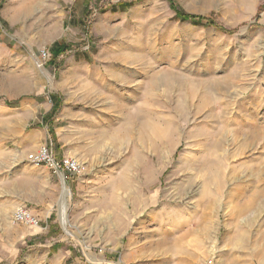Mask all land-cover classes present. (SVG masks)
Instances as JSON below:
<instances>
[{
	"label": "rangeland",
	"instance_id": "1",
	"mask_svg": "<svg viewBox=\"0 0 264 264\" xmlns=\"http://www.w3.org/2000/svg\"><path fill=\"white\" fill-rule=\"evenodd\" d=\"M185 259L264 264V0H0V264Z\"/></svg>",
	"mask_w": 264,
	"mask_h": 264
},
{
	"label": "built area",
	"instance_id": "2",
	"mask_svg": "<svg viewBox=\"0 0 264 264\" xmlns=\"http://www.w3.org/2000/svg\"><path fill=\"white\" fill-rule=\"evenodd\" d=\"M45 52L41 53V59H45ZM29 160L36 165L46 166L63 183L78 173L80 165L78 161L71 157H57L47 145H40L35 151L28 155ZM16 223L28 226H38L39 219L27 208H17L13 215Z\"/></svg>",
	"mask_w": 264,
	"mask_h": 264
},
{
	"label": "trees",
	"instance_id": "3",
	"mask_svg": "<svg viewBox=\"0 0 264 264\" xmlns=\"http://www.w3.org/2000/svg\"><path fill=\"white\" fill-rule=\"evenodd\" d=\"M181 16V19L182 20H185V19H189V20H191L193 23H197V19H194V17H191V16H188V15H181V14H179V17Z\"/></svg>",
	"mask_w": 264,
	"mask_h": 264
},
{
	"label": "crops",
	"instance_id": "4",
	"mask_svg": "<svg viewBox=\"0 0 264 264\" xmlns=\"http://www.w3.org/2000/svg\"><path fill=\"white\" fill-rule=\"evenodd\" d=\"M184 261V262H183ZM182 262H181V264H194V262H188L186 259L185 260H183Z\"/></svg>",
	"mask_w": 264,
	"mask_h": 264
},
{
	"label": "bare ground",
	"instance_id": "5",
	"mask_svg": "<svg viewBox=\"0 0 264 264\" xmlns=\"http://www.w3.org/2000/svg\"><path fill=\"white\" fill-rule=\"evenodd\" d=\"M65 195H66V189H64V191H63V195H62V197H61V200L63 199V198H65ZM65 200V199H64Z\"/></svg>",
	"mask_w": 264,
	"mask_h": 264
}]
</instances>
